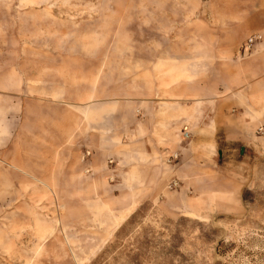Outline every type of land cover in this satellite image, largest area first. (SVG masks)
<instances>
[{"label": "crops", "instance_id": "crops-1", "mask_svg": "<svg viewBox=\"0 0 264 264\" xmlns=\"http://www.w3.org/2000/svg\"><path fill=\"white\" fill-rule=\"evenodd\" d=\"M228 1L221 16L230 24L209 27L204 40L162 41L156 56L148 41L138 54L135 42L118 40L81 41L76 52L71 42L18 40L15 58H0V187L19 194L3 207H26L22 194L72 191L74 175L124 194L123 211L142 193L166 192L170 179L181 186L168 197L205 182L207 196H186L189 211L223 200L207 179L222 172L218 131L252 141L264 127V0ZM253 34L261 39L242 56ZM204 48L210 55L201 58ZM170 154L177 159L167 163Z\"/></svg>", "mask_w": 264, "mask_h": 264}, {"label": "rangeland", "instance_id": "rangeland-1", "mask_svg": "<svg viewBox=\"0 0 264 264\" xmlns=\"http://www.w3.org/2000/svg\"><path fill=\"white\" fill-rule=\"evenodd\" d=\"M232 5L228 0H0V58L12 61L18 40L73 47L118 40L135 42L138 54L148 41L156 56L162 41L204 40L209 27L230 24L221 15ZM201 52V58L210 55L207 48ZM259 128L255 133L261 138L252 141L224 140L218 131L222 137L213 155L222 172L207 179L227 196L212 201V208L196 203L197 213L185 199L207 196L202 178H196L194 193L168 197L181 186L178 179L169 187L176 180L170 179L166 192L142 193L131 211L120 210L128 203L124 194L95 191L96 184L76 175L72 191L58 186V192L22 194L29 202L23 208L3 207L19 194L0 187V264H264V127ZM210 155L208 149L201 153L204 159ZM234 182L240 184L235 200Z\"/></svg>", "mask_w": 264, "mask_h": 264}, {"label": "built area", "instance_id": "built-area-1", "mask_svg": "<svg viewBox=\"0 0 264 264\" xmlns=\"http://www.w3.org/2000/svg\"><path fill=\"white\" fill-rule=\"evenodd\" d=\"M261 39V35L259 34H253L251 36H249L244 43V50H251L254 46V44ZM259 131H262V128H259ZM183 135L185 138H188V133L186 131V128L183 129ZM177 159V155L176 154H170L168 156H166L165 162L167 163H171L172 161ZM178 181L177 180H172V182L169 184V187H174L177 186Z\"/></svg>", "mask_w": 264, "mask_h": 264}]
</instances>
